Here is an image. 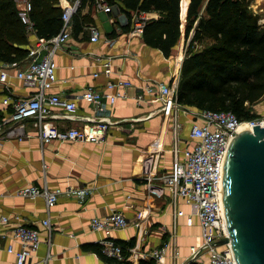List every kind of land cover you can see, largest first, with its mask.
I'll return each mask as SVG.
<instances>
[{
    "label": "crops",
    "instance_id": "obj_1",
    "mask_svg": "<svg viewBox=\"0 0 264 264\" xmlns=\"http://www.w3.org/2000/svg\"><path fill=\"white\" fill-rule=\"evenodd\" d=\"M189 0H180L181 36L169 57L143 42L142 33L123 31L121 23H112L105 31L98 25L97 14L89 1L82 12L89 11L94 25L100 32L97 42L89 40L86 26L75 35L72 30L68 40L55 52L56 81L51 93L60 97L76 99L80 115L93 118L107 117L112 125L103 143L78 141H52L41 144L29 123V136L22 140L0 142V264H16L14 254L8 252L10 245L15 250L20 243L10 231L17 224L34 226L40 236V246L28 257L30 264H103L105 261L93 249L104 234L91 228L90 220L103 218L115 211L128 220L124 228L114 229L111 237L118 241L133 240L128 259L131 264L152 261V264H182L189 254V246L197 244L200 226L191 208L182 198L172 200L165 185L150 179L143 173V160L158 149L156 170L166 172L173 159L172 148H183L188 139L191 116L178 111L180 126L175 130L171 117L165 118L156 110L159 101L136 104L133 97L144 85V80L153 79L177 84L180 65L185 55L192 31L185 39V15ZM60 5V4H59ZM250 6L264 21V0H251ZM61 7V6H60ZM109 14V13H108ZM156 17L155 13H148ZM110 17L119 20L118 11ZM125 30V29H124ZM38 37L27 34L26 49ZM109 58V68L101 63ZM26 57L6 67L7 78L0 82V118L11 112L10 104H3L6 95L11 100L25 98L31 88L16 77V69L26 65ZM0 61V69L3 67ZM109 69L105 75L104 70ZM98 72V76H93ZM128 80L131 86L125 89L127 98L110 104L103 99L100 107L80 98L85 86L102 91L109 81ZM255 113L264 116V96L253 105ZM54 112L62 114L60 108ZM64 126L78 125L75 120L54 119ZM155 152V151H154ZM57 189L60 194L49 209L44 197H25L15 191L25 185ZM162 189V190H161ZM182 210L183 215L177 211ZM7 217L3 222L2 218ZM191 217L188 222L187 217ZM49 224L43 225L42 220ZM166 244L161 259H154L151 251ZM178 254L173 256L174 251ZM207 262V255H203ZM111 264H118L116 261Z\"/></svg>",
    "mask_w": 264,
    "mask_h": 264
},
{
    "label": "built area",
    "instance_id": "obj_2",
    "mask_svg": "<svg viewBox=\"0 0 264 264\" xmlns=\"http://www.w3.org/2000/svg\"><path fill=\"white\" fill-rule=\"evenodd\" d=\"M82 0H59L62 8L61 31L49 39L37 38L34 44L28 47L26 56L27 62L23 67L16 70V77L23 84L31 88V92L25 98L11 100L6 95L2 103L11 105V112L3 119L0 118V142L4 140H22L29 136L27 123L29 121L33 132L39 138L41 144H48L52 141H78L89 143H103L112 121L107 117H89L79 114L80 104L76 99L60 97L51 93L56 81V64L54 55L56 50L63 45L71 35L72 15L81 5ZM17 15L23 24L27 34H34V24L30 18L32 10L31 0H13ZM94 10L113 13L118 11L121 24L127 22L125 14L120 13L118 7L107 0H94ZM148 13H133L131 18V31L137 34L142 33L144 20ZM112 23H116L114 17H110ZM89 40L97 42L100 32L94 24L87 25ZM9 63H2L0 69V82L7 78L6 67ZM101 65L109 68V58ZM109 74V69L104 70ZM93 76H98L94 72ZM131 86L128 80L109 81L102 91L93 86H85L80 98L85 102L100 107L103 99L114 104L118 99L127 98L125 89ZM177 84L171 85L168 82L153 79L144 80L142 85L133 97L136 104L146 101H159L160 107L156 110L165 118L171 117L175 124V130L180 126L177 121L178 111L181 110L191 116V124L188 129V139L183 148L173 145V159L171 167L166 172H158L156 164L160 149L157 146L151 155L143 160V173L150 179H156L165 185L173 201L182 198L190 206L191 215L195 216L200 226V241L189 246V254L182 264H237L229 242H221L228 236L221 187V166L227 149L228 142L233 134L242 124L251 126L259 124L264 126V116L256 118L241 119L235 113L228 110H206L197 109L182 105L177 102L175 90ZM58 107L62 114L54 112ZM54 119H66L79 121L78 125L64 126L54 123ZM162 190V189H161ZM15 194L25 197H44L47 208L52 207L60 194L57 189H49L46 185H25L18 188ZM183 215L182 210L177 211ZM191 222V217H187ZM3 222L7 217L2 218ZM43 225H48V219L42 220ZM128 224L125 216L115 211L110 215L90 220L91 228L100 230L104 236L100 239L101 252L115 260H122L121 245L111 237L114 229L124 228ZM13 236L20 243V248L15 250L8 246V252L14 254L16 264H30L27 262L32 252L40 246L41 240L38 230L32 225L17 224L10 227ZM166 249V244L151 251L154 259H161ZM178 251L175 250L173 256ZM207 255V262L203 260ZM103 264H111L104 261Z\"/></svg>",
    "mask_w": 264,
    "mask_h": 264
},
{
    "label": "trees",
    "instance_id": "obj_3",
    "mask_svg": "<svg viewBox=\"0 0 264 264\" xmlns=\"http://www.w3.org/2000/svg\"><path fill=\"white\" fill-rule=\"evenodd\" d=\"M82 0L72 15V30L78 35L84 26L94 23ZM125 14L128 31L133 13H155L142 27L145 44L167 58L178 43L180 0H107ZM251 0H189L185 15V39L192 36L180 65L175 90L178 103L197 109L228 110L241 119L256 117L251 111L264 96V21L253 11ZM30 18L35 35L49 39L62 28L59 0H31ZM125 29V30H124ZM201 45L196 47L197 43ZM27 32L17 15L13 0H0V61L14 63L27 56ZM123 259L115 260L101 252L100 244L90 248L105 261L131 264L128 259L133 240L118 241ZM152 264V261H139Z\"/></svg>",
    "mask_w": 264,
    "mask_h": 264
},
{
    "label": "water",
    "instance_id": "obj_4",
    "mask_svg": "<svg viewBox=\"0 0 264 264\" xmlns=\"http://www.w3.org/2000/svg\"><path fill=\"white\" fill-rule=\"evenodd\" d=\"M224 216L237 264H264V126L242 124L221 166Z\"/></svg>",
    "mask_w": 264,
    "mask_h": 264
},
{
    "label": "rangeland",
    "instance_id": "obj_5",
    "mask_svg": "<svg viewBox=\"0 0 264 264\" xmlns=\"http://www.w3.org/2000/svg\"><path fill=\"white\" fill-rule=\"evenodd\" d=\"M133 15V14H132ZM97 19H98V25L102 28V29H104L105 31H107L108 29H110L111 28V26H112V21L110 20V14H108V13H106V12H102V13H98L97 14ZM115 21H116V23L118 24V23H121L120 21H117V18H115ZM201 45V43H197L195 46L197 47H199ZM170 55H173V53L172 54H170ZM250 109H251V111L253 112H255V110H254V108H253V106L252 107H250ZM256 117H261V116H259L257 113H256ZM256 117H254V118H256Z\"/></svg>",
    "mask_w": 264,
    "mask_h": 264
}]
</instances>
